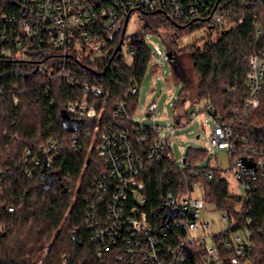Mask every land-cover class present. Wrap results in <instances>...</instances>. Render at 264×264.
Returning a JSON list of instances; mask_svg holds the SVG:
<instances>
[{
  "label": "trees",
  "instance_id": "trees-1",
  "mask_svg": "<svg viewBox=\"0 0 264 264\" xmlns=\"http://www.w3.org/2000/svg\"><path fill=\"white\" fill-rule=\"evenodd\" d=\"M221 3L228 9L231 20L241 21L242 25L235 27L232 23L223 31H208L200 24L181 25L163 14L142 15L145 24L136 33L135 44L131 38H123L120 31L110 40L103 57L95 62L75 61L72 70L79 82L76 87L62 79L49 81L42 71L36 73L38 65L43 62L49 65L48 58L8 59L2 55L0 45V264L117 263V248L106 251L94 242L93 230L87 225L88 206L97 202L96 181L107 172L99 154L102 130L95 132L97 120L68 117L78 126L72 132L65 125L62 113L68 108V95L80 93L83 85L90 83L109 94L110 108L116 103H125L128 112L125 125L140 131L143 125L135 123L133 117L138 108L140 85L152 61L144 39L148 31L160 34L161 28L168 26L170 32L162 37L167 52L177 61L182 80L186 76L179 64L183 54L190 56L193 70L199 76L194 99L204 100L233 129L238 147L248 144L264 150V77L258 108L240 115L235 113L247 94L249 60L252 56L264 55V4L237 5L228 0ZM18 9L14 0H0L1 23L5 24L3 17L19 15ZM201 29L206 32L202 46L194 43L179 49L178 39L184 32ZM259 31H263L261 36ZM122 39L129 44V51L134 52L132 64H127L121 51L114 55ZM134 88L138 89L137 93H132ZM188 89L186 83L181 96L183 107L192 97ZM175 119L177 124L190 121L187 114L176 113ZM86 130H90L91 136L85 134ZM240 154L239 150L237 155ZM167 155H172V150ZM204 158V151L189 150L183 166L168 157L146 163L137 180L145 186L143 208L155 229L161 231L168 198L192 194L198 186L210 206L223 211H247L252 222L249 227L254 231L264 230L261 174L249 201L244 196L231 195L229 182L219 168L201 167ZM36 160L41 166L28 177L27 171ZM210 174L213 178L208 177ZM51 180L55 181L53 185L49 183ZM97 209L104 220L106 201H99ZM75 231L82 247L73 242ZM256 234V258L258 264H264V231L262 235ZM100 251L102 256L98 255Z\"/></svg>",
  "mask_w": 264,
  "mask_h": 264
},
{
  "label": "built area",
  "instance_id": "built-area-1",
  "mask_svg": "<svg viewBox=\"0 0 264 264\" xmlns=\"http://www.w3.org/2000/svg\"><path fill=\"white\" fill-rule=\"evenodd\" d=\"M14 1L19 6V15L3 17L5 24L0 21L2 55L8 59L46 57L49 65L43 62L38 65V71L46 73L49 81L62 79L73 87L79 85L73 76L75 61L94 62L104 55L112 37L123 31L126 20L129 18L130 21L134 14L140 17L163 14L181 25L200 24L208 31H223L232 23L235 27L242 25L241 21L234 23L231 20L221 0ZM228 1L237 5L264 4V0ZM262 34L263 31H259V35ZM129 54L134 57L133 51ZM249 67L247 94L242 107L235 110L237 115L259 106L264 55L252 56ZM137 91V88L132 89V93ZM236 91L234 88L233 92ZM109 100L110 96L103 88L86 83L80 93L68 95L66 111L68 117L75 120H97L95 132L102 130L99 154L107 172L96 181L97 202L88 206L87 225L93 230V241L106 251L117 248L116 264H258L256 233L262 235L264 230L254 231L249 227L252 222L247 211H226L223 217L226 229L211 236L210 224L202 220V211L209 205L204 198H193L192 194L179 199L170 197L165 207L176 211L177 215L169 222L168 229L163 228L167 222L164 217L161 231L155 229L143 208L145 186L137 177L147 162L174 158L173 154L167 155L172 150L171 139L162 138L160 133L163 129L158 126L132 130L125 125L128 118L126 104L116 103L110 108ZM157 109L156 104H150L147 109L149 116L154 115ZM206 111L214 122L209 143L212 147L228 150L232 158L230 173L243 191L242 195L230 193L251 201L252 192L259 182L258 174L264 178V150L248 144L238 147L234 142L233 129L213 113L210 105H206ZM198 116L192 112L193 119L187 123L197 120ZM85 134L91 136L90 130ZM52 149L55 150L56 146L53 145ZM239 150L241 154L237 155ZM244 160L255 164V169L248 168ZM40 166L41 162L36 160L27 171L28 177L37 173ZM208 177L213 178L211 174ZM99 201H106L104 220L99 217ZM207 239H212L211 246H208ZM98 255L102 256L101 251Z\"/></svg>",
  "mask_w": 264,
  "mask_h": 264
},
{
  "label": "rangeland",
  "instance_id": "rangeland-1",
  "mask_svg": "<svg viewBox=\"0 0 264 264\" xmlns=\"http://www.w3.org/2000/svg\"><path fill=\"white\" fill-rule=\"evenodd\" d=\"M145 23L138 14L132 15L127 30L126 38L139 32ZM170 32L168 26L160 30V34L148 31L144 36L152 54V61L147 69L146 75L140 85L138 95V108L134 114L133 121L143 126H158L163 131L160 136L164 139H171L172 154L175 161L183 166V160L189 150L204 151L205 158L200 163L201 167H217L222 171V175L229 182L230 192L233 195H242L243 191L238 186L234 175L230 173L232 162L228 150L212 147L209 140L212 135L214 122L212 117L205 112L206 102L204 100L197 102L193 95L197 91L200 83L199 76L193 70L192 62L188 54H183L179 58V64L183 70L185 80H182L181 73L178 71L177 61H169L166 57L167 48L162 35ZM206 36L205 30L201 29L195 32L186 31L178 39L179 49L197 43L202 46V40ZM127 64H132L133 58L129 54V44L124 43L121 50ZM103 55L96 58L97 60ZM95 59V60H96ZM94 60V62H95ZM189 81V82H188ZM186 83L189 84L188 93L192 96L189 100L182 103ZM156 104L158 109L154 115H150L147 109L150 104ZM192 112L198 116L197 120L188 124L187 121L176 123L175 114L179 116L187 114L190 119ZM199 137V139H198ZM193 198L203 199L204 194L196 188L192 193ZM226 211L216 210L210 205L202 211V220L210 224L211 236H215L226 229L223 217ZM208 246L213 244L212 239H207Z\"/></svg>",
  "mask_w": 264,
  "mask_h": 264
},
{
  "label": "water",
  "instance_id": "water-1",
  "mask_svg": "<svg viewBox=\"0 0 264 264\" xmlns=\"http://www.w3.org/2000/svg\"><path fill=\"white\" fill-rule=\"evenodd\" d=\"M128 22H129V18L126 20L125 26H124L123 31H122V37L123 38H125V36H126V30H127V27H128ZM135 39H136V33L131 36V41L133 42V44L136 43ZM123 43H124V40L122 39L121 42H120V45L115 50L114 55H117L122 50ZM166 57L168 58L169 61H173V60L176 61V59L173 57V54L171 52H167L166 53ZM37 72H38V69H37L36 73ZM99 76L100 75H98V77ZM62 117H63V120H64L65 125L67 127L68 126L71 127V131L72 132H75L77 130L78 126L68 120V115H67L66 112H63L62 113ZM198 139H199V137H198ZM244 163L246 164V166L248 168L255 169V164L250 163V162L245 161V160H244ZM49 183H50V185H53L55 183V181L54 180H51V181H49ZM163 211H164V214H165L164 220L167 221L163 225V228L168 229L169 228V222L177 215V212L176 211H171L168 207H165ZM72 239H73V242L74 243H76L79 247H82V241H81V238L79 237L78 231H75L73 233Z\"/></svg>",
  "mask_w": 264,
  "mask_h": 264
}]
</instances>
